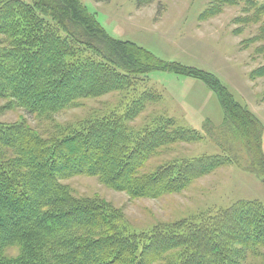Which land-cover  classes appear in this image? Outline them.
<instances>
[{
	"label": "trees",
	"instance_id": "16d2710c",
	"mask_svg": "<svg viewBox=\"0 0 264 264\" xmlns=\"http://www.w3.org/2000/svg\"><path fill=\"white\" fill-rule=\"evenodd\" d=\"M154 1L139 0V6ZM258 11L264 14V7ZM261 30L264 37V26ZM3 36L0 99L7 105L0 108L25 109L42 122L80 99L118 93L128 100L102 118L44 133L24 118L0 121V264H243L245 250L264 248V206L257 201L138 235L121 231L107 201L76 196L64 183L92 176L133 198H158L180 190L176 186L186 171L204 175L235 162L231 139L243 143L251 171L264 184V125L217 77L164 63L135 43L112 38L80 0H0ZM83 51L95 59L82 60ZM172 69L204 78L215 90L224 118L214 130L227 137L229 158L162 165L143 174L159 148L201 139L213 130L176 129L173 118L137 134L128 126L147 103L162 100L148 75ZM89 73L101 82L87 81ZM263 76L264 64L251 73L252 79ZM132 85L136 91L143 87L141 94L132 93Z\"/></svg>",
	"mask_w": 264,
	"mask_h": 264
},
{
	"label": "rangeland",
	"instance_id": "374dc122",
	"mask_svg": "<svg viewBox=\"0 0 264 264\" xmlns=\"http://www.w3.org/2000/svg\"><path fill=\"white\" fill-rule=\"evenodd\" d=\"M80 1L112 38L135 43L164 63L179 64L217 77L264 125V76L251 78V73L264 64L261 39L264 37L259 35L264 14L258 11L264 7V0H234L236 4L232 5L230 0H155L143 7L139 6V0ZM83 52L78 55L82 60L95 59ZM148 79L149 85L163 97L161 101L147 103L143 112L128 124L134 133L153 128L156 122L167 118L176 120V129L184 127L202 134L206 128L213 130H208L204 138L159 148L148 158L141 173L151 174L162 165H189L216 155L221 160L229 158L224 151L227 137L214 130L222 125L223 109L215 90L204 78L189 77L172 69L155 70ZM86 80L101 82L90 73L86 74ZM132 87L128 89H133V93L136 90ZM139 91L136 94H141ZM127 100L126 94L118 93L80 99L73 107L52 115V120L42 122L25 109L12 106V109L0 108V121L14 123L24 118L44 133V130L62 129L82 120L102 118ZM5 105L7 101L0 99V107ZM229 140L230 152L237 157L232 159L237 161L229 160L204 175L186 171L181 184L175 185L180 190L166 192L158 198H133L127 192L108 188L92 176H77L64 183L76 196L107 201L116 211L114 217L121 231L138 235L197 221L244 202L257 201L264 206V184L251 171L243 143ZM262 148L264 152V134ZM245 251L243 264H264V248Z\"/></svg>",
	"mask_w": 264,
	"mask_h": 264
}]
</instances>
